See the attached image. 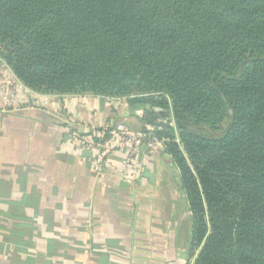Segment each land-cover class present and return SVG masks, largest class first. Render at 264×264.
<instances>
[{
  "label": "trees",
  "instance_id": "trees-1",
  "mask_svg": "<svg viewBox=\"0 0 264 264\" xmlns=\"http://www.w3.org/2000/svg\"><path fill=\"white\" fill-rule=\"evenodd\" d=\"M0 57L34 91L158 115L193 264H264V0H0Z\"/></svg>",
  "mask_w": 264,
  "mask_h": 264
},
{
  "label": "crops",
  "instance_id": "crops-1",
  "mask_svg": "<svg viewBox=\"0 0 264 264\" xmlns=\"http://www.w3.org/2000/svg\"><path fill=\"white\" fill-rule=\"evenodd\" d=\"M152 116L125 98L39 93L1 63L0 264H193L191 213L169 154L144 142L131 183L123 151L96 175L92 152L68 143L73 128L152 131Z\"/></svg>",
  "mask_w": 264,
  "mask_h": 264
},
{
  "label": "built area",
  "instance_id": "built-area-1",
  "mask_svg": "<svg viewBox=\"0 0 264 264\" xmlns=\"http://www.w3.org/2000/svg\"><path fill=\"white\" fill-rule=\"evenodd\" d=\"M3 64L0 57V64ZM91 96V95H78ZM160 146L161 142L155 136L145 131H132L124 124L104 125L87 133L77 128L69 132L68 143L72 146L89 149L92 152V169L96 175H103L111 167L110 156L118 151L124 152V178L135 183L142 175L143 163L141 146Z\"/></svg>",
  "mask_w": 264,
  "mask_h": 264
},
{
  "label": "rangeland",
  "instance_id": "rangeland-1",
  "mask_svg": "<svg viewBox=\"0 0 264 264\" xmlns=\"http://www.w3.org/2000/svg\"><path fill=\"white\" fill-rule=\"evenodd\" d=\"M39 93H42V94H44V92H42V91H39ZM47 94V93H46ZM169 115L171 116V118H173V113L172 112H169ZM153 118H156V117H159L158 115H156L155 117L154 116H152ZM174 119V118H173ZM163 120V119H162ZM225 123H223L219 128H217V129H210V128H204V127H198L197 129H200V130H202L203 132H205V133H207V134H213V135H218V134H220L221 132H222V130L225 128Z\"/></svg>",
  "mask_w": 264,
  "mask_h": 264
},
{
  "label": "water",
  "instance_id": "water-1",
  "mask_svg": "<svg viewBox=\"0 0 264 264\" xmlns=\"http://www.w3.org/2000/svg\"><path fill=\"white\" fill-rule=\"evenodd\" d=\"M146 107L150 108V105H147ZM156 110L160 111L161 109L160 108H156Z\"/></svg>",
  "mask_w": 264,
  "mask_h": 264
}]
</instances>
